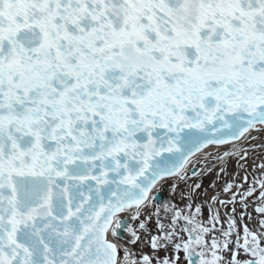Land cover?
<instances>
[{
  "label": "snow or ice",
  "instance_id": "6c2138e0",
  "mask_svg": "<svg viewBox=\"0 0 264 264\" xmlns=\"http://www.w3.org/2000/svg\"><path fill=\"white\" fill-rule=\"evenodd\" d=\"M258 136L264 0H0V264H264V219L218 228L214 207L264 218V179L189 194L171 226L154 204Z\"/></svg>",
  "mask_w": 264,
  "mask_h": 264
},
{
  "label": "bare ground",
  "instance_id": "6f19581e",
  "mask_svg": "<svg viewBox=\"0 0 264 264\" xmlns=\"http://www.w3.org/2000/svg\"><path fill=\"white\" fill-rule=\"evenodd\" d=\"M244 148L248 149L247 158L240 159L239 156H232L230 159L225 161L219 160L217 157L222 156L224 151H227V147H221L219 150L213 149V155L208 157L207 160L201 159L196 163L195 167L199 171V175L193 177L186 184H180L179 186L175 185L173 180L169 179L166 182L162 181L159 187V192L164 196L168 194V206H176L180 209H185L186 205L190 202L187 199L189 194H192L193 200L196 205H202L205 209L208 208L209 204L212 203V197L217 198V200H229L231 198L230 193H226L224 188L228 184H244L243 189L238 191H243L251 186V182L254 179L260 180L264 179V171L261 170L260 165L264 164V136H258L257 139L251 140L249 143H244ZM248 178V183H244V178ZM197 182H202L203 188L196 193L194 185ZM165 190H168L165 191ZM157 192L153 191V195ZM183 193V195H182ZM239 200V197H237ZM164 203V201H163ZM162 203V204H163ZM258 201L254 198H250L247 208L243 204L237 203L236 212L233 214L231 212L232 205L229 204L228 208L216 204L214 207H219L221 213V223L217 227L223 226L227 228L228 219L231 216H235L238 225L242 228L244 223H247L254 231L260 232L259 221L264 219L259 216L258 213L254 211L255 207L258 206ZM154 204L158 207L156 201ZM166 207V211L167 208ZM128 219L127 217H124ZM161 218L166 221L169 216H166L164 213H161ZM205 222L207 223V212H205ZM153 220L149 225L151 230L153 227ZM171 226V225H166ZM154 230H152L153 232ZM157 235V234H156ZM186 237V234H183ZM219 238H223L220 236ZM146 239V238H145ZM124 240L122 239V244ZM124 246L131 248L137 255V257L143 254L153 255L157 259H164L171 255L170 252L160 251L159 254L153 252L147 243L139 244L137 246L124 244ZM180 264H186L184 255L181 254Z\"/></svg>",
  "mask_w": 264,
  "mask_h": 264
},
{
  "label": "rangeland",
  "instance_id": "374dc122",
  "mask_svg": "<svg viewBox=\"0 0 264 264\" xmlns=\"http://www.w3.org/2000/svg\"><path fill=\"white\" fill-rule=\"evenodd\" d=\"M165 191H167L168 192V190H165ZM168 194L166 195V197H165V200H164V203L161 205V206H163V211H162V214L164 213L166 216H168V213H167V211H166V207L168 206ZM159 207V206H158ZM161 221L163 222V223H165V225H171V219H170V217L168 218V220H166V221H164L162 218H161ZM132 223V226L133 227H135L136 226V222L135 221H132L131 222ZM152 230H154L153 232H152V234L153 235H156V234H159V230H158V228H157V226H156V223H155V220L153 221V227H152ZM186 234V233H185ZM186 236H187V234H186ZM129 245H131V244H129ZM186 261V260H185Z\"/></svg>",
  "mask_w": 264,
  "mask_h": 264
},
{
  "label": "water",
  "instance_id": "95a60500",
  "mask_svg": "<svg viewBox=\"0 0 264 264\" xmlns=\"http://www.w3.org/2000/svg\"><path fill=\"white\" fill-rule=\"evenodd\" d=\"M196 169H197V168H196ZM197 170H198V169H197ZM155 195H157V193H156ZM163 201H164V196L161 194V192H159L158 195H157L156 203H157L158 205H161V204L163 203ZM124 234H125V232L122 233V237H124Z\"/></svg>",
  "mask_w": 264,
  "mask_h": 264
},
{
  "label": "flooded vegetation",
  "instance_id": "af4514ba",
  "mask_svg": "<svg viewBox=\"0 0 264 264\" xmlns=\"http://www.w3.org/2000/svg\"><path fill=\"white\" fill-rule=\"evenodd\" d=\"M128 233L127 232H125V234H124V237H122V239L124 240V241H126L127 240V238H128Z\"/></svg>",
  "mask_w": 264,
  "mask_h": 264
}]
</instances>
